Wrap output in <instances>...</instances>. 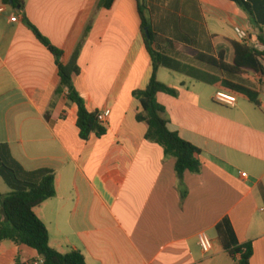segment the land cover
<instances>
[{
	"label": "crops",
	"instance_id": "0c3cea01",
	"mask_svg": "<svg viewBox=\"0 0 264 264\" xmlns=\"http://www.w3.org/2000/svg\"><path fill=\"white\" fill-rule=\"evenodd\" d=\"M25 0L24 8L0 0V143L25 169L51 168L56 196L35 208L62 253L81 251L87 264H236L225 249L205 253L199 234L220 242L216 226L228 219L239 243H251V264H264V77L246 74L261 106L239 98L228 106L214 89L186 75L158 70L179 91L160 92L168 127L201 149L199 173L187 171L183 198L176 159L145 138L142 107L133 96L150 83L153 65L138 0ZM156 43L184 52L233 56L242 43L236 27L259 33L230 0H146ZM26 19L72 59L80 43L77 91L91 112L111 109L107 133L80 135L79 106L60 86L56 56ZM176 71V70H175ZM203 83V84H202ZM11 192L0 175V202ZM0 218H2L0 210ZM213 242V241H212ZM221 243V242H220ZM39 252L14 240L0 243V264H25Z\"/></svg>",
	"mask_w": 264,
	"mask_h": 264
},
{
	"label": "trees",
	"instance_id": "16d2710c",
	"mask_svg": "<svg viewBox=\"0 0 264 264\" xmlns=\"http://www.w3.org/2000/svg\"><path fill=\"white\" fill-rule=\"evenodd\" d=\"M14 7L24 8L25 0H3ZM116 0H101L103 8L110 9ZM245 11L259 33L252 34L254 45L249 46L237 41H231L233 56L227 60L225 51L218 55L199 52L195 59L207 65L215 72L192 66L180 61L176 54L182 50V45L168 41L167 46L156 43L155 33L146 15L145 0H138L142 20V35L152 58L153 72L146 89H138L133 96L140 102L141 111L137 119L147 126L145 138L164 148L166 156L176 159V172L180 180V191L184 198L187 194L183 176L187 171L199 173L202 163L199 159L201 149L183 139L177 131L168 127L165 107L158 101V94L164 92L178 96L179 91L158 79L157 73L161 67H167L193 77L196 80L216 86L247 99L260 107L258 91L246 79V74L264 77V0H230ZM27 25L36 37L56 56L61 78L57 93L68 90V98L79 106L78 127L80 135L88 140L92 134L102 137L107 128L100 124L98 112L88 110L84 98L77 91L74 77L80 73L78 64L79 44L72 59L67 64L62 62L63 51L52 44L34 24L26 19ZM148 28V34L146 29ZM0 175L10 187L11 192L4 195L0 202L2 218H0V243L3 240H14L20 244L35 248L45 259L44 264H87L85 255L78 250L62 253L50 244V232L46 224L37 216L35 208L46 200L56 196V173L51 168L27 170L14 158L7 143H0ZM218 238L225 251L236 261V264H251L253 247L251 243H239L236 233L228 219L216 226ZM22 264V263H18Z\"/></svg>",
	"mask_w": 264,
	"mask_h": 264
},
{
	"label": "built area",
	"instance_id": "2783aa9c",
	"mask_svg": "<svg viewBox=\"0 0 264 264\" xmlns=\"http://www.w3.org/2000/svg\"><path fill=\"white\" fill-rule=\"evenodd\" d=\"M0 10L2 11L3 8H1ZM236 32H237L240 40L242 41V43L249 45V46L254 45L255 42L252 38V33H250L249 31H247L245 29H242L240 27H236ZM214 99L219 103H222V104H225L228 106H233L237 103L238 96L231 93V92L220 89V90L216 91ZM111 112L112 111L110 108H106V109L98 112V120H99L101 125L106 126L108 118L111 115ZM199 241H200V245H201V247L205 253H209L212 250L213 242L207 233L201 232L199 234ZM44 263H45V259L43 257H41L40 259H37V260L28 261L25 264H44Z\"/></svg>",
	"mask_w": 264,
	"mask_h": 264
},
{
	"label": "rangeland",
	"instance_id": "374dc122",
	"mask_svg": "<svg viewBox=\"0 0 264 264\" xmlns=\"http://www.w3.org/2000/svg\"><path fill=\"white\" fill-rule=\"evenodd\" d=\"M256 28H257V26H256ZM184 54H185V56H184L185 58L183 59V62H185L187 64H190L192 66H195V67H199V68L205 69V70L210 71V72H215V69H213V68H211V67H209L207 65H204V64L200 63L199 61H197L195 59V57H194L193 51H191L190 49L186 50L184 52ZM176 56L178 57L179 54H176ZM165 71H168L169 73L174 75V77H175L174 80L177 81V82H178V80H184L186 78V76L183 73L179 72V71H175V70H172V69H169V68H165ZM246 81L249 83L248 79H246ZM203 85H206L207 87H209L211 89H214V86L211 85V84L204 83ZM208 236L211 238V240L213 241V243L215 245V249L212 252H214L216 249H222L221 243L219 241L216 242L215 239H213L212 235H208ZM225 257H226L227 260L233 261L231 256H227L225 254Z\"/></svg>",
	"mask_w": 264,
	"mask_h": 264
},
{
	"label": "water",
	"instance_id": "95a60500",
	"mask_svg": "<svg viewBox=\"0 0 264 264\" xmlns=\"http://www.w3.org/2000/svg\"><path fill=\"white\" fill-rule=\"evenodd\" d=\"M146 32H147V34H148V28L146 29Z\"/></svg>",
	"mask_w": 264,
	"mask_h": 264
}]
</instances>
